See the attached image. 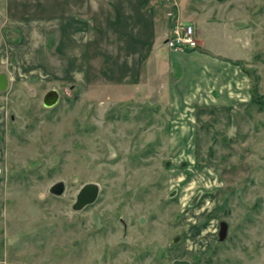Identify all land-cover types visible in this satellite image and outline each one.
Returning a JSON list of instances; mask_svg holds the SVG:
<instances>
[{"label":"rangeland","instance_id":"1","mask_svg":"<svg viewBox=\"0 0 264 264\" xmlns=\"http://www.w3.org/2000/svg\"><path fill=\"white\" fill-rule=\"evenodd\" d=\"M14 1L0 264H264V0ZM179 22L227 62L213 84L243 80L246 98L178 103L198 77L165 45ZM88 184L98 196L76 209Z\"/></svg>","mask_w":264,"mask_h":264},{"label":"crops","instance_id":"2","mask_svg":"<svg viewBox=\"0 0 264 264\" xmlns=\"http://www.w3.org/2000/svg\"><path fill=\"white\" fill-rule=\"evenodd\" d=\"M12 1L15 2L14 0H0V18H3L4 14H6V12L10 10V2L12 3ZM200 47L202 48V45ZM200 51L201 50L195 49L186 53H174L172 51L170 52L171 57H173V59L176 56L187 55L184 59H191L193 61V65L188 63L185 66L188 69L185 71V74H188V72L190 74V72L196 71L198 76L196 80L197 82L190 83L186 87L184 86L186 94L184 95L183 99L179 100L180 102L178 103L181 106H183L184 104H188L189 106L192 104L199 106L201 105L208 106L212 104V102L216 99L215 94H217V92L220 93L221 91L228 92L227 89L235 90V92H237L236 94L237 97L243 95L242 97L246 98L245 97L246 94L244 92L246 84L243 80H241V77H240L241 81H233L232 83H230V85H226L225 82L221 84L220 83L213 84L212 76L216 77L218 74H220L218 71H222L223 70L222 68L228 69V64H226L227 63L226 61L220 62V60L211 59V57H210L211 60H208L207 54L205 52H200ZM218 97L219 96H217V98Z\"/></svg>","mask_w":264,"mask_h":264},{"label":"water","instance_id":"3","mask_svg":"<svg viewBox=\"0 0 264 264\" xmlns=\"http://www.w3.org/2000/svg\"><path fill=\"white\" fill-rule=\"evenodd\" d=\"M9 80L6 74H0V92L5 91L8 88ZM59 95L57 91L49 92L44 98V105L46 107H53L58 103ZM98 196V186L95 184H88L83 187L81 192L78 195L77 203L75 205L76 209H81L86 205L92 204L95 202ZM226 234V224L221 225L220 237L223 240ZM174 264H190L188 261L177 260Z\"/></svg>","mask_w":264,"mask_h":264},{"label":"built area","instance_id":"4","mask_svg":"<svg viewBox=\"0 0 264 264\" xmlns=\"http://www.w3.org/2000/svg\"><path fill=\"white\" fill-rule=\"evenodd\" d=\"M199 38V33L192 24L179 22L171 29L165 45L172 52L186 53L199 46Z\"/></svg>","mask_w":264,"mask_h":264},{"label":"trees","instance_id":"5","mask_svg":"<svg viewBox=\"0 0 264 264\" xmlns=\"http://www.w3.org/2000/svg\"><path fill=\"white\" fill-rule=\"evenodd\" d=\"M252 97H253V102H257L258 100H261V98H257V93L254 91L253 92V95H252Z\"/></svg>","mask_w":264,"mask_h":264}]
</instances>
